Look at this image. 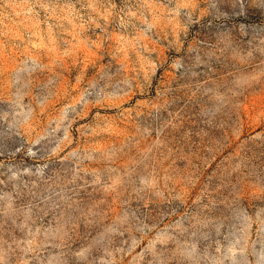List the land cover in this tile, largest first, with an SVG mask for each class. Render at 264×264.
Returning a JSON list of instances; mask_svg holds the SVG:
<instances>
[{
	"label": "rangeland",
	"instance_id": "rangeland-1",
	"mask_svg": "<svg viewBox=\"0 0 264 264\" xmlns=\"http://www.w3.org/2000/svg\"><path fill=\"white\" fill-rule=\"evenodd\" d=\"M0 264H264V0H0Z\"/></svg>",
	"mask_w": 264,
	"mask_h": 264
}]
</instances>
